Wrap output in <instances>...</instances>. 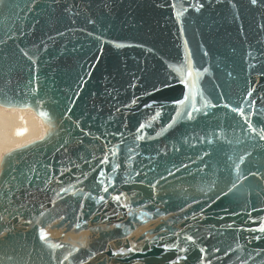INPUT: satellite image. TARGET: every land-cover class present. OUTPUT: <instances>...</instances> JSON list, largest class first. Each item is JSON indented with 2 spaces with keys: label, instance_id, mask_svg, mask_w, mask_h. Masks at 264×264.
<instances>
[{
  "label": "water",
  "instance_id": "obj_1",
  "mask_svg": "<svg viewBox=\"0 0 264 264\" xmlns=\"http://www.w3.org/2000/svg\"><path fill=\"white\" fill-rule=\"evenodd\" d=\"M262 72L264 3L0 0V264H264Z\"/></svg>",
  "mask_w": 264,
  "mask_h": 264
},
{
  "label": "bare ground",
  "instance_id": "obj_2",
  "mask_svg": "<svg viewBox=\"0 0 264 264\" xmlns=\"http://www.w3.org/2000/svg\"><path fill=\"white\" fill-rule=\"evenodd\" d=\"M42 134L40 122L33 114L19 115L0 107V161L6 152L36 140Z\"/></svg>",
  "mask_w": 264,
  "mask_h": 264
},
{
  "label": "snow or ice",
  "instance_id": "obj_3",
  "mask_svg": "<svg viewBox=\"0 0 264 264\" xmlns=\"http://www.w3.org/2000/svg\"><path fill=\"white\" fill-rule=\"evenodd\" d=\"M250 3H251L252 5H257L258 3H264V0H250ZM201 7H202V5H201ZM178 18H179V17H178ZM24 55L27 56V53H24ZM29 59H31V57H29ZM253 59L255 60V57H254ZM252 66L255 67V66H256L255 63H254ZM260 74H261V75H264V72H262V73H260ZM187 75H188L189 77H191V75H192L191 70H189V71L187 72ZM248 95H249V97H251V92H249ZM215 106H216V105H213V107H215ZM224 107L227 108V107H230V106L227 105V104H225ZM230 110H231L233 113H238L241 117H244V121H245V123L248 124L249 129H250L252 132L257 133V135L259 136V139H260V140H264V134H261V133L257 132V129H256L255 127H253L252 123L250 122V116H251V115H254V114H255L254 112L250 111V112L246 115L244 109H243V108H240L239 106L231 107ZM193 111H197V112H198V111H200V110H199V109H193ZM193 111H188V112L186 113L188 119H192V118H193ZM209 143H211V141H209ZM102 162H103V163H106L107 160H104V161H102ZM237 171H239L238 168H237ZM259 172H260V170L258 169L257 171H250L249 174L255 176V175H258ZM235 187H236V185L233 184V185H232V188H235ZM104 190L107 191V188H105ZM231 190H232V189L230 188L229 191H231ZM225 194H227V193H225ZM115 199H116V200H119L120 198L117 196V197H115ZM77 227H78V225H77ZM258 231H260V232H264V227H260V228L258 229ZM40 232H41V237H40V238H41V239H45V238H46V235L43 234V230H42V229L40 230ZM186 239L189 240V241H193V238H192L191 236L186 237ZM257 239H259V237H257ZM193 242H194V241H193ZM57 247H60V246L57 245ZM184 250H185V249H182V251H184ZM201 251L203 252L204 250L201 249ZM217 251H219V250L217 249ZM115 254H116V253H113V255H115Z\"/></svg>",
  "mask_w": 264,
  "mask_h": 264
},
{
  "label": "rangeland",
  "instance_id": "obj_4",
  "mask_svg": "<svg viewBox=\"0 0 264 264\" xmlns=\"http://www.w3.org/2000/svg\"><path fill=\"white\" fill-rule=\"evenodd\" d=\"M2 109H4V110H6L5 108H2ZM6 111H15V113H18L19 115H22V113H20L18 110H6ZM14 113V112H13ZM25 113H30V114H33V113H31V112H29V111H25ZM34 115V114H33ZM35 116V115H34ZM36 117V116H35ZM37 118V117H36ZM38 119V118H37ZM39 120V119H38ZM39 122H40V120H39ZM40 125H41V122H40ZM41 128H42V126H41ZM42 133H43V129H42ZM23 144V143H22ZM15 148V147H14Z\"/></svg>",
  "mask_w": 264,
  "mask_h": 264
}]
</instances>
